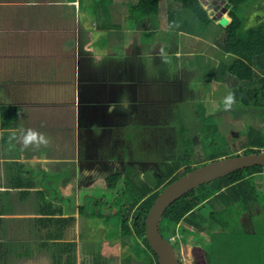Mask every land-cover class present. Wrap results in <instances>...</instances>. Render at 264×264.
Listing matches in <instances>:
<instances>
[{
	"label": "crops",
	"instance_id": "obj_1",
	"mask_svg": "<svg viewBox=\"0 0 264 264\" xmlns=\"http://www.w3.org/2000/svg\"><path fill=\"white\" fill-rule=\"evenodd\" d=\"M137 1L0 0V264H131L124 249L131 236L122 231L120 202L111 209L117 193L92 200V214L105 217L109 234L91 239L89 220L82 218L91 195L83 186L108 189L107 177L140 170L136 135L145 141L148 134L134 122L144 123L140 116L175 99L171 81L176 88L192 81L205 85L212 96L201 68L187 72L182 61L193 50L180 49L189 37L200 40V53L204 48L221 57L220 64L211 65L223 68L211 73L210 84L223 76L226 86L234 81L227 74L234 57L214 37L222 32L219 20L206 25L174 3L181 17H194L195 28L184 29L179 15L169 20L174 11L168 0H161L157 13L134 18L129 6ZM210 1L214 7L220 3L202 0L205 7ZM263 18L264 12L255 10L253 22ZM200 23L209 35L195 31ZM171 36L181 41L174 61L148 42ZM2 106L18 109L7 127ZM28 129L49 143L25 148L21 138ZM92 242L99 247L87 250Z\"/></svg>",
	"mask_w": 264,
	"mask_h": 264
},
{
	"label": "trees",
	"instance_id": "obj_2",
	"mask_svg": "<svg viewBox=\"0 0 264 264\" xmlns=\"http://www.w3.org/2000/svg\"><path fill=\"white\" fill-rule=\"evenodd\" d=\"M168 1L180 3L181 7L189 10L195 18L206 25L214 22V18L202 0ZM226 1L228 5L225 4L220 12H228L231 21L226 26L219 23L222 26V32L215 41L224 52L234 57L227 69V74L236 83V103L238 104L235 107V104L233 105L234 109L231 108L233 109L231 113L232 115L245 113L246 117L243 119L249 122L247 130L243 133L238 130L237 134L234 131L231 135L225 134L221 129V123L214 120L215 112L212 113L208 107L200 104V109L195 111L198 117L196 120L202 124L198 133L199 146L195 145L193 138L186 134V126H180L177 144L179 152L172 160L164 164L162 173L155 181L150 182L142 177L141 170L115 173L107 177L108 186L115 187L117 191L116 200L120 202L118 214L121 218L123 234L131 236L140 244L142 252L138 256H143L144 264H159L157 255L146 237L145 221L153 202L168 184L210 160L230 154L264 150V18L254 24H248V17L242 13L245 8L264 12V0ZM160 2L161 0H138L137 3L129 6L131 16L140 18L157 13L160 10ZM169 20L174 21L173 12ZM210 110L214 111L213 108ZM1 113L3 125L7 127L18 115V109L2 106ZM190 116L195 118L194 115ZM256 117L263 122V125L253 123ZM263 172V165L245 167L187 192L167 208L160 224L161 234L170 239V229L175 231L178 224L184 222L195 225L194 246L204 249L203 257L208 264L217 263L215 253L224 250V247L216 248L213 242L199 241L201 239L199 236H203L200 234L201 231L211 230L212 241H220L229 231L232 234L234 232L239 235L246 234L243 232L244 216L253 219L264 212ZM203 207H206V211L210 213L205 214L204 217L197 214L199 210L203 211ZM188 228L189 226H186L183 231L189 232ZM247 234V237L241 236L242 243L240 242L238 246L244 247L245 243L254 244V238L257 236L259 238L256 233L251 234L253 236H249L248 232ZM224 246L227 251H231V247L237 248L231 243L229 246ZM255 246L258 252L256 255L252 254L264 264L262 247H258V244ZM255 246L251 247L252 252L256 250ZM230 259L229 264H245L251 260L248 256H243V259L233 257Z\"/></svg>",
	"mask_w": 264,
	"mask_h": 264
},
{
	"label": "rangeland",
	"instance_id": "obj_3",
	"mask_svg": "<svg viewBox=\"0 0 264 264\" xmlns=\"http://www.w3.org/2000/svg\"><path fill=\"white\" fill-rule=\"evenodd\" d=\"M176 3V2H175ZM172 9H173V16L179 15V25L180 27L184 29H190L193 30L195 27L193 26L192 20L194 17L192 16H187V17H181L178 10L179 8L174 6V3L172 4ZM167 10L169 12L168 6L165 4L164 5V11ZM242 11V10H241ZM243 14H245L249 20L248 24H253V14H255V9L254 8H245L244 11H242ZM124 14V13H123ZM187 14H190L187 12ZM186 14V15H187ZM158 17L163 18V16L160 14ZM178 19V16L176 17ZM203 25V26H200ZM205 25L200 23L197 27L196 32L199 34H206L209 35L210 31H205L201 27H204ZM90 28L93 30V32H97L95 26ZM221 30V29H220ZM100 31V30H98ZM102 37L104 40L108 39V32L107 30H104ZM127 35L123 34V37H126ZM213 37V36H212ZM214 37H217L216 35ZM100 39V37L98 38ZM150 39V38H149ZM214 39V38H213ZM103 40V41H104ZM123 41H126L124 38ZM153 46L160 45V50H166L168 51L170 55V60L174 61L175 54L174 52L177 49L178 44L181 42L176 39V37H166V38H154L151 40H148ZM200 40H193V37H189L187 41L184 43V47H180V49L186 51L189 49V46L193 48V50H188V54L182 58L183 63L186 62L187 65V72L191 71V67H200L201 72H202V78L206 79L207 78V86L210 85V93L212 96L207 95L208 92V87H204L201 84H198L194 81L191 82L190 86L185 82L182 84L181 87H173L176 85L175 82L171 81V95L174 94L175 99L171 98V103L169 102H164V103H159L158 105H155L154 107L157 109L158 112H150L146 115L140 116L143 120L144 123L135 120V124L139 127L140 123V130H147L148 134L145 137L139 135L141 134L140 132L136 135V145L137 149L135 152L136 157L142 164L141 165V173L142 176L149 180L150 182H153L159 177V175L163 171L164 164L167 163L168 161L172 160L173 157L179 152V147H178V138L180 137L179 135V130L180 126L185 125L186 126V134L190 137L193 138V141L195 142V145L199 146V132H200V127L202 126L201 122H198L196 118L194 119L190 115H194L195 113V106L198 105V109H200V101H204L203 105L207 106L209 111L215 116L214 120L216 119L218 123H221V129L225 134L231 135L234 133L237 134L238 130L241 131L242 133L247 130L248 128V120H245L246 116L244 115L245 113L240 112L238 114L232 115V111L235 106H237V92H236V83L235 81H227V86L226 83L224 82V76L223 79L220 81L216 80L213 83H209V79L212 78L216 74V72L219 70V68L223 67H211L216 66V64H220L221 62V57L219 54H210L208 51H203L201 50V53L199 52L201 45H200ZM196 46L197 50L195 49ZM156 48V47H155ZM218 50V49H217ZM220 51V50H219ZM193 54V56L190 55ZM219 55V56H215ZM217 57V58H216ZM176 62L172 63V67H177L175 64ZM202 65H206L207 67H202ZM212 70V71H211ZM175 68H173V72H176ZM179 72V71H178ZM211 73H214L211 76ZM180 75L181 72H179ZM201 74V73H200ZM211 76V77H210ZM232 78V77H231ZM233 79V78H232ZM212 82V81H211ZM221 87V89H219ZM214 88H217L214 90ZM175 89V90H174ZM178 93V95H177ZM229 93H234L235 95V105L233 109L230 110H225L224 108V100L225 97L228 96ZM174 99V100H173ZM187 102H186V101ZM186 102V103H185ZM198 102V104H197ZM210 107L213 108L214 111L210 110ZM249 112V111H248ZM196 114V113H195ZM198 119V118H197ZM223 121V123H222ZM227 123V124H225ZM254 124L256 125H263V122L260 121L258 117L254 119ZM178 124V125H177ZM148 128V129H147ZM158 129V130H156ZM135 134L132 135L133 141H135ZM230 139V136H229ZM143 141V143H141ZM135 144V143H134ZM151 148V149H150ZM150 149V150H149ZM240 152V151H238ZM231 155V154H230ZM207 156V155H206ZM147 158V159H146ZM145 159V160H144ZM264 175V172H263ZM94 185L90 186H83V190L85 193L90 194L91 196L88 197L87 203L83 208V214L82 218L86 217L89 220V226L87 227L86 234L89 236V238L96 239L97 237L103 238V236H106L109 234V231L106 229H103V220L105 219L104 216H97L92 214L93 210V201L97 200V197H102L105 195L106 197H113V193H116L115 187H109L108 189H104L102 187L103 185H98V187L94 188ZM89 187V188H88ZM92 198V199H91ZM93 200V201H92ZM68 202V201H67ZM119 200L112 206L111 209L114 210V208H117ZM99 208V207H98ZM206 207H203V211L199 210L197 214L201 216H205V214H210L206 211ZM202 211V212H201ZM210 211V210H209ZM92 214V220L89 219V217ZM103 215V214H102ZM247 220V223H246ZM244 230L247 234L249 233V236H253L251 234L256 233L259 235V238H254L253 243L255 245L258 244V247H262L261 253L264 255V212L260 214L259 216H256L255 218L251 219L248 218L246 215L244 216ZM186 226H189V232H184V228ZM173 228V226H171ZM170 227V228H171ZM98 228V229H97ZM171 232L169 234V238L172 241L175 250L178 254V257L181 261V264H208V262L205 260L204 256V249L200 246H194L195 242V235L194 233L196 232V226L188 223H180L176 226L175 231L170 229ZM203 236H199L201 239L199 241H207L213 242L214 247H224V250L220 251L219 253H215V256L217 257V263H212V264H229L231 261V257L233 258H238V259H243V256H248V259H251L245 264H262L260 260L255 258L254 254L258 252V249L256 246L252 243H245L243 246H238L241 244V236L247 237L246 234H238L234 232V234L231 233V231L228 232L224 236L223 239L219 240H213L212 241V233L211 230H202L201 233ZM256 237V235H254ZM204 238V239H202ZM218 238V237H217ZM196 241H198L196 237ZM241 242V243H240ZM89 243V240H88ZM234 244V246H237L236 249H233L231 247V251H227L226 246H229V244ZM98 242L96 243H91L88 245L87 250L93 249V247L98 248L99 246H96ZM255 246L254 248L256 249L255 251L252 252L251 247ZM125 249V254L129 255L131 257L130 262L131 264H144V259L141 256H138L139 254L141 255L142 252V247H140V244L137 243L135 240H133L132 237L127 238V243L124 247ZM137 249V251H136ZM139 250V252H138ZM254 253V254H252ZM143 255V254H142ZM210 259V258H209ZM101 260V259H100ZM211 262V259H210ZM234 262V261H233ZM264 262V261H263ZM238 264V263H236Z\"/></svg>",
	"mask_w": 264,
	"mask_h": 264
},
{
	"label": "water",
	"instance_id": "obj_4",
	"mask_svg": "<svg viewBox=\"0 0 264 264\" xmlns=\"http://www.w3.org/2000/svg\"><path fill=\"white\" fill-rule=\"evenodd\" d=\"M225 2L226 0H220V3L214 7L213 15V18L224 26L230 22V18L220 12V7L226 4ZM254 165L264 166V150L227 155L200 164L168 184L159 193L145 221L146 237L157 255L159 264H181L173 243L160 231L161 220L167 208L181 196L204 183Z\"/></svg>",
	"mask_w": 264,
	"mask_h": 264
},
{
	"label": "clouds",
	"instance_id": "obj_5",
	"mask_svg": "<svg viewBox=\"0 0 264 264\" xmlns=\"http://www.w3.org/2000/svg\"><path fill=\"white\" fill-rule=\"evenodd\" d=\"M235 102L236 101L234 93H229L224 100L225 110H230L235 104ZM21 142L25 148H28L33 144H35L37 147L41 144L46 146L49 143L48 139L42 133H38L32 129H28L25 133H23Z\"/></svg>",
	"mask_w": 264,
	"mask_h": 264
},
{
	"label": "built area",
	"instance_id": "obj_6",
	"mask_svg": "<svg viewBox=\"0 0 264 264\" xmlns=\"http://www.w3.org/2000/svg\"><path fill=\"white\" fill-rule=\"evenodd\" d=\"M206 7L208 8L209 7V9H210V11L211 12H214V5L211 3V1L208 3V4H206ZM208 9V10H209ZM210 13V12H209ZM171 239V238H170Z\"/></svg>",
	"mask_w": 264,
	"mask_h": 264
}]
</instances>
